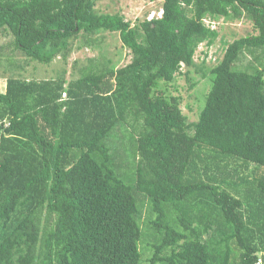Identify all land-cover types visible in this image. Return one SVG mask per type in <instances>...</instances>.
I'll return each instance as SVG.
<instances>
[{
    "label": "trees",
    "instance_id": "1",
    "mask_svg": "<svg viewBox=\"0 0 264 264\" xmlns=\"http://www.w3.org/2000/svg\"><path fill=\"white\" fill-rule=\"evenodd\" d=\"M96 2L0 0V54L19 72L105 33L131 55L74 62L71 80L7 77L0 264H264V0H163L135 25ZM206 20L254 33L197 64L219 37ZM191 69L211 84L189 123L167 86Z\"/></svg>",
    "mask_w": 264,
    "mask_h": 264
},
{
    "label": "rangeland",
    "instance_id": "2",
    "mask_svg": "<svg viewBox=\"0 0 264 264\" xmlns=\"http://www.w3.org/2000/svg\"><path fill=\"white\" fill-rule=\"evenodd\" d=\"M162 3L163 0H97L95 5V11L99 15H117L124 20L128 21L131 25H135L140 21L158 18L162 15ZM206 26L211 29H215L219 32V37L214 45L207 49L206 45L200 47L195 55V62L200 64L202 62L205 52L208 53L207 62H212L214 58H220L227 44L232 41L245 37L254 33L252 24L247 20H240L228 24L222 22L209 20L205 21ZM11 38H5L0 35V45L6 47L10 43ZM85 43L80 39L74 44V48L83 47L81 50L73 51L66 64H63L59 58L54 60L51 65L43 66L38 63H34L27 67L25 71H18V67L24 63V59L20 55L15 58H8L0 54V92L4 91L5 81L8 76L13 73L15 75H21L22 79L30 80L35 78L37 80L43 78H50L53 76L52 72L58 69H67V80L77 78V74H71L72 66L74 62H77L76 69L81 68L87 59L101 58L100 55L111 59L114 66H124L130 62L131 55L128 49L124 48L120 42L119 35L117 33H105L100 36L97 43L90 48H84ZM11 60L13 63H9ZM248 57L244 64L245 68ZM33 67L35 68L33 70ZM211 67V66H209ZM184 73V70L182 71ZM210 79L208 73L206 76H202L201 73H197L191 69L189 74V80L183 75L178 76L176 81L167 86V92L174 96L181 98V111L187 117L189 123L195 122L198 118L202 103H205V95L210 88ZM205 97V98H204ZM145 216V213H144ZM143 216L142 222L146 220ZM144 259L151 257L152 252L144 250ZM147 264V263H144Z\"/></svg>",
    "mask_w": 264,
    "mask_h": 264
},
{
    "label": "built area",
    "instance_id": "3",
    "mask_svg": "<svg viewBox=\"0 0 264 264\" xmlns=\"http://www.w3.org/2000/svg\"><path fill=\"white\" fill-rule=\"evenodd\" d=\"M149 20H151V19H149Z\"/></svg>",
    "mask_w": 264,
    "mask_h": 264
}]
</instances>
